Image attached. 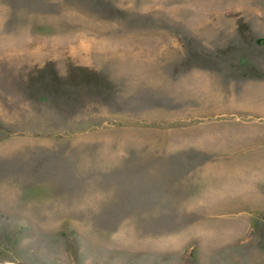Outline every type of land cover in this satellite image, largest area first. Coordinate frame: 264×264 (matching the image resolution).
Wrapping results in <instances>:
<instances>
[{"label": "rangeland", "instance_id": "374dc122", "mask_svg": "<svg viewBox=\"0 0 264 264\" xmlns=\"http://www.w3.org/2000/svg\"><path fill=\"white\" fill-rule=\"evenodd\" d=\"M0 264H264V0H0Z\"/></svg>", "mask_w": 264, "mask_h": 264}]
</instances>
